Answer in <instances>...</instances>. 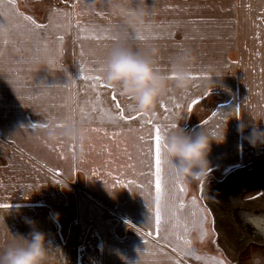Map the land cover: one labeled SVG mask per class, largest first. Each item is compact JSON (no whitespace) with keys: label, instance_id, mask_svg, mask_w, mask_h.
Returning <instances> with one entry per match:
<instances>
[{"label":"crops","instance_id":"obj_1","mask_svg":"<svg viewBox=\"0 0 264 264\" xmlns=\"http://www.w3.org/2000/svg\"><path fill=\"white\" fill-rule=\"evenodd\" d=\"M9 2V10L2 9L0 0V204L7 203L11 207L0 208V248L11 241L12 235L27 238L35 229L43 232L54 248H59L48 264H81V233L87 224L83 216L100 214L99 207L105 208L106 213L115 211L124 216H154L156 125H160L164 135L161 124L156 123L162 117L157 109L161 102L148 114L147 120L141 118L144 113L133 111L135 108L129 104L124 110L126 116H136L137 112L142 115L125 121L119 119L120 110L110 99L106 105L112 104L113 108L104 103L106 115L99 117L102 111H98L97 106L103 102L100 98L97 100V96L112 98L115 91L101 87L107 83L99 71L102 64L97 58H103L117 41L139 49L155 46L160 54L163 23L175 25L169 37L171 47L177 44L189 50L198 45L201 54H209L210 25L226 23L228 32L236 31V24L242 22L243 0H219L217 6L221 14L211 12L210 0H145L141 6L150 13L148 24L136 31L127 29L112 14L107 0H98L94 6L92 0ZM162 2H168L169 8L165 6L169 9L168 15L162 13ZM137 4L139 0L130 6ZM249 8L248 15L255 16L259 12L252 6ZM182 9L185 13L179 12ZM224 30L221 29V33ZM140 35L145 38L139 39ZM221 37L233 39V45L242 43L240 35L227 33ZM224 54H235V51ZM81 56L94 60L93 64L83 66ZM83 72L101 79L85 80ZM208 85L210 82H202L200 91L206 90ZM200 91L193 92L195 99ZM115 94L122 105L131 102ZM83 95L94 96L86 110L82 107ZM187 104L186 119L191 101ZM222 105L215 107L219 109L217 116L212 112L207 119L233 117L226 119L228 124L224 127L225 135L232 137L224 147L230 153L229 163L238 165L239 170L244 167L256 170L255 160L264 158V145L253 148L244 139L251 129L245 130L244 136L237 131L241 119L237 120L234 102L229 103L226 110L227 105ZM84 119L90 122L83 123ZM75 122L83 127L82 142L67 141L63 136L53 141L46 135L48 126L55 127L59 133L65 125ZM204 124V130L210 134L215 133L214 128H219L213 121ZM163 170L165 196L161 211L178 214L182 200L189 205H185L187 210L205 212L200 196L189 188L186 178L177 177L167 163ZM222 175H226L225 168L217 174ZM237 178V183L243 185L241 171ZM179 184L185 186L184 193L179 191ZM83 195L90 203L83 202ZM257 196L260 198L258 192ZM193 198L196 204L192 203ZM56 213L58 222L53 219ZM95 224L97 229L99 224Z\"/></svg>","mask_w":264,"mask_h":264},{"label":"rangeland","instance_id":"obj_2","mask_svg":"<svg viewBox=\"0 0 264 264\" xmlns=\"http://www.w3.org/2000/svg\"><path fill=\"white\" fill-rule=\"evenodd\" d=\"M2 1V9L9 10L11 2ZM218 1L210 0L209 6L211 12L221 14L218 11ZM162 3V13L168 15V2ZM242 3V22L236 24V31L228 32L225 29L226 23L211 24L209 54H201V46L198 45L189 49L195 57L193 76L203 81L193 79L195 86L186 94L189 98L173 91L159 104L160 108L157 109L161 111L162 117L160 122L156 120V123L161 124L165 138L175 128L172 125L178 122L190 133L204 129L207 117L212 112H215V116L218 115L219 109L215 107L218 104H226V110L231 102L235 103L237 120L240 118L245 123L256 121L259 128L264 130V0H243ZM250 6L259 11L255 16L248 15ZM179 12L185 13V9ZM174 26L170 23L161 25V33L163 31L164 34L159 47L158 65L161 71L169 74L171 57L180 50H188L185 46L179 47L177 44L171 47L169 37L172 36ZM221 29H225L223 33ZM226 32L230 36L240 35L241 45H233V39H223L221 35L227 36ZM98 51L105 52L104 49ZM233 51L235 54H224ZM103 58H97L99 64H102ZM80 61L83 66H90L94 60L81 56ZM210 66L218 68L223 78L218 80L212 77L215 79V86L208 85V90L203 88V91H200L202 82H210ZM83 74L88 75L87 72ZM195 90L201 94L207 93L196 98L200 99V103L195 106L194 111L189 112L186 119L184 111L188 101L195 99ZM209 91L211 93H208ZM99 98L103 102L97 106L98 111H102L100 117L106 115L105 107L102 106L104 103L109 108H113V105H106V102L112 99L110 95H98L96 99ZM90 99L93 100L94 96H82L83 110L91 106ZM117 102L122 105L120 100H113L115 105ZM129 104L132 106V102L123 104V110ZM177 104L180 106L177 107ZM147 117L148 114L141 116L144 120H147ZM232 118L231 115L226 116V119ZM226 119L211 117L206 121L215 122L219 128H214V132L224 134V127L228 124ZM102 120L104 119H97V122H104ZM218 120L223 122L218 124ZM84 122L90 120L84 119ZM250 129L249 127L246 131ZM231 140L232 137L225 135L223 143L213 142L208 155L209 168L205 170V174L199 178H186L189 188L200 196L205 212L187 210L186 206L180 209L178 206V214L169 215L163 209V221L157 237L154 216H124L116 214L115 211L108 214L103 210L105 208L99 207L100 214L83 216L87 224L81 233V264H175L176 261L180 264H218L220 260L225 264H264V158L255 160L256 170L249 167L239 170L236 168L238 165L229 163L230 153L224 148ZM224 168L226 175L218 177L217 174L223 172ZM240 171L243 185L237 183V174ZM87 198L83 195V202L90 203ZM95 222L99 224L97 229L94 228ZM185 227L188 231H185ZM149 232L152 235H147ZM177 236L189 239L190 246L184 244L183 240H178ZM174 247L188 252V255L178 254L173 251Z\"/></svg>","mask_w":264,"mask_h":264},{"label":"clouds","instance_id":"obj_3","mask_svg":"<svg viewBox=\"0 0 264 264\" xmlns=\"http://www.w3.org/2000/svg\"><path fill=\"white\" fill-rule=\"evenodd\" d=\"M98 0H92L94 6ZM103 2V0H99ZM112 14L118 17L127 29L136 31L147 27L150 13L142 7L145 0H139L135 7L130 5L135 0H107ZM195 57L190 50H180L170 59V74L158 67L159 54L155 46L134 49L124 41H117L106 52L102 62V76L111 89L122 97L128 98L132 106L145 115L154 111L156 106L170 92L185 96L195 86L193 68ZM210 85L215 86L212 77L223 78L219 69L210 66ZM174 76V78H170ZM250 134L244 136L247 128ZM226 131V130H225ZM237 131L253 147L264 145V130L257 123L241 121ZM46 135L50 140L63 136L67 141L82 142L83 127L79 122L70 123L58 133L56 128L48 126ZM224 134L208 133L204 129L190 133L184 130L178 122L166 137V158L172 161L174 172L185 178H199L208 169V155L212 143H223ZM58 222L59 214L53 216ZM59 248H54L46 235L33 230L26 238L12 235L6 246L0 248V264H48L52 254Z\"/></svg>","mask_w":264,"mask_h":264},{"label":"snow or ice","instance_id":"obj_4","mask_svg":"<svg viewBox=\"0 0 264 264\" xmlns=\"http://www.w3.org/2000/svg\"><path fill=\"white\" fill-rule=\"evenodd\" d=\"M24 19L31 21V17H24ZM36 27H40L39 25H36ZM127 35V33H125ZM96 39H101L103 37H94ZM145 37L143 35L139 36V39H144ZM62 39V37H61ZM99 71H103V68H100ZM85 80H100L101 77L99 76H88L85 75L82 77ZM170 78H174V76H171ZM193 79H199V77L193 76ZM93 87H95V85H93ZM101 87H109L108 84H103L101 85ZM112 99L115 101L117 99L115 92H113L112 95ZM202 99V98H201ZM200 103V99H193L191 104L189 105V111H194L195 106H198ZM177 107H179L180 105L177 104ZM116 108L119 109V119H123L125 121H128L130 119H136L138 115H142V113L137 112L136 116H126L124 114V110L123 108H121V105L119 104V102L116 103ZM133 111H136L135 109H132ZM165 111H168V109H165ZM213 115H215V113H213ZM149 123H151V120L148 121ZM205 123H207V121H205ZM61 127H63V125H60ZM176 125H172V127H175ZM32 127H36V125H32ZM94 131H99L98 129H93ZM141 139H143V137H141ZM167 145L165 143V137L161 134V127L160 125H156L155 126V134H154V186H155V214H154V220H155V231H156V236H159L160 233V226L161 223L163 221V217L161 214V203L164 199L165 196V190H164V185H163V165L165 163H167L169 165V167H172V161L168 158H166L165 156V149H166ZM177 177L179 176V174H176ZM179 191L181 193H184L186 191V188L183 184H179ZM193 204H196L195 198H193L192 201ZM11 207L10 204H0V208H9ZM179 207L180 209H183L185 207L184 202L181 200V202L179 203ZM193 215H195V213H193ZM178 220V217H177ZM185 231H188L187 227H185ZM204 230L202 229V232ZM147 235H152L151 232L147 233ZM178 240H183L184 244L189 245L191 244V241L185 237L182 236H177ZM173 251L178 252V254L180 255H188V252L179 249L178 247H174ZM200 257H197V259H199ZM175 264H180L179 261H176ZM218 264H225V262L223 260H220L218 262Z\"/></svg>","mask_w":264,"mask_h":264}]
</instances>
